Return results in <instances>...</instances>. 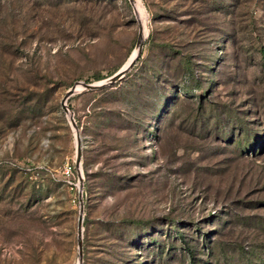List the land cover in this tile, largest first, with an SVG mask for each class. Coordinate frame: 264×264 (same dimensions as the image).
<instances>
[{
    "label": "rangeland",
    "instance_id": "rangeland-1",
    "mask_svg": "<svg viewBox=\"0 0 264 264\" xmlns=\"http://www.w3.org/2000/svg\"><path fill=\"white\" fill-rule=\"evenodd\" d=\"M0 264H264V0H0Z\"/></svg>",
    "mask_w": 264,
    "mask_h": 264
},
{
    "label": "water",
    "instance_id": "water-1",
    "mask_svg": "<svg viewBox=\"0 0 264 264\" xmlns=\"http://www.w3.org/2000/svg\"><path fill=\"white\" fill-rule=\"evenodd\" d=\"M135 0H130V2L133 4ZM143 40H144V32L141 28L139 41H138V52L136 56L133 58V60L121 71H119L117 74L109 78L107 81H103L100 83H86V82H78L76 83L66 94V96L62 100V108L63 111L69 116L70 123L72 125V128L76 132V141H77V161L76 166L80 172V216H79V222H78V236H79V248H80V259L83 258V224H84V218H85V206H84V200H83V191H82V175H81V160H82V143H81V137L80 133L77 129V123L74 118V114L71 112L69 106H68V100L74 96L76 93L79 92H89V91H95L102 88H105L109 85H113L114 83H117L119 80L123 79L136 65L138 59H140L142 55V49H143Z\"/></svg>",
    "mask_w": 264,
    "mask_h": 264
},
{
    "label": "trees",
    "instance_id": "trees-1",
    "mask_svg": "<svg viewBox=\"0 0 264 264\" xmlns=\"http://www.w3.org/2000/svg\"><path fill=\"white\" fill-rule=\"evenodd\" d=\"M116 73H117V71L112 72V73L110 74L109 77L114 76ZM104 79H106V78L103 77V76H100V77H97V78L95 79V81H101V80H104ZM105 88H106V87H105ZM102 89H104V88H102ZM181 239H182V238H181Z\"/></svg>",
    "mask_w": 264,
    "mask_h": 264
},
{
    "label": "bare ground",
    "instance_id": "bare-ground-1",
    "mask_svg": "<svg viewBox=\"0 0 264 264\" xmlns=\"http://www.w3.org/2000/svg\"><path fill=\"white\" fill-rule=\"evenodd\" d=\"M137 3H138V2H137ZM141 14L143 15V12H142V11H141ZM144 21H145V20H144ZM142 26H143V28L146 30V22L142 23ZM134 57H135V54H134ZM134 57H133V58H134ZM133 58L131 59V61L133 60ZM131 61H130V62H131ZM130 62H129V63H130ZM99 83H100V82H99ZM74 133H75V136H76V132H75V130H74Z\"/></svg>",
    "mask_w": 264,
    "mask_h": 264
},
{
    "label": "built area",
    "instance_id": "built-area-1",
    "mask_svg": "<svg viewBox=\"0 0 264 264\" xmlns=\"http://www.w3.org/2000/svg\"><path fill=\"white\" fill-rule=\"evenodd\" d=\"M71 167H66V169H65V173L67 174V175H69L70 173H71Z\"/></svg>",
    "mask_w": 264,
    "mask_h": 264
}]
</instances>
